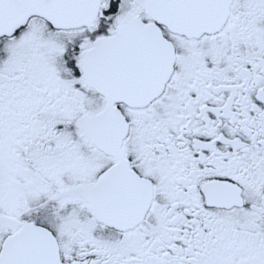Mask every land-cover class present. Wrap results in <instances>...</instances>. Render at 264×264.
<instances>
[{
  "label": "snow or ice",
  "instance_id": "1",
  "mask_svg": "<svg viewBox=\"0 0 264 264\" xmlns=\"http://www.w3.org/2000/svg\"><path fill=\"white\" fill-rule=\"evenodd\" d=\"M0 264H264V0H0Z\"/></svg>",
  "mask_w": 264,
  "mask_h": 264
}]
</instances>
